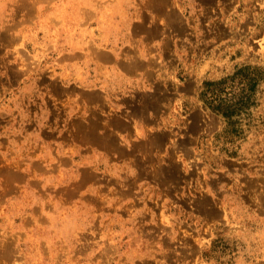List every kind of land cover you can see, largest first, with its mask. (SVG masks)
<instances>
[{
	"label": "rangeland",
	"instance_id": "374dc122",
	"mask_svg": "<svg viewBox=\"0 0 264 264\" xmlns=\"http://www.w3.org/2000/svg\"><path fill=\"white\" fill-rule=\"evenodd\" d=\"M263 36L264 0H0V264H264Z\"/></svg>",
	"mask_w": 264,
	"mask_h": 264
},
{
	"label": "bare ground",
	"instance_id": "6f19581e",
	"mask_svg": "<svg viewBox=\"0 0 264 264\" xmlns=\"http://www.w3.org/2000/svg\"><path fill=\"white\" fill-rule=\"evenodd\" d=\"M162 4H163V3H162ZM155 6H156V5H155ZM175 13H176V12H175ZM166 16H167V24L169 23V26L173 25V27H174V25L178 23V21H177V17H176L177 15H176V14L170 12V13H168ZM178 17H179V16H178ZM178 20H179V18H178ZM179 21H180V20H179ZM179 25H180V24H179ZM167 26H168V25H167ZM169 26H168V28H167L168 30L171 29ZM177 26H178V25H177ZM181 27H182V26H181ZM181 27L178 26L177 32H179V33L182 32V28H181ZM169 28H170V29H169ZM172 30H173V29H172ZM183 30H184V29H183ZM172 33H173V32H172ZM218 33H219V32H217V34H218ZM177 34H178V33H177ZM263 37H264V36H263ZM139 64H140V63H139ZM139 64H138V65H139ZM134 65L136 66L137 63L134 64ZM134 65H133V66H134ZM131 69H132V68H131ZM134 69H135V68H134ZM136 69H137V68H136ZM142 69H143V68H142ZM145 104H146V103H145ZM153 104H154V103H153ZM153 104H152V106H154ZM155 105H156V104H155ZM132 113H133V112H132ZM123 127H124V126H123ZM119 128H120V127H119ZM157 139H159V138H157ZM166 172H167V171H166ZM185 179H186V178H185ZM258 201H260V200H258ZM261 204H262V203H261ZM261 204H260V205H261ZM257 206H258V205H257ZM262 206H263V205H262ZM262 206H261V207H262ZM201 207H202V206H201ZM201 207H200V208H201ZM205 208H206V207H205ZM262 208H263V207H262ZM260 209H261V208H260ZM206 210H207V209H206ZM204 211H205V210H204ZM211 213H212V212H211ZM205 214H206V213H205ZM209 214H210V212H209ZM205 216H206V215H205ZM216 216H217V215H216ZM212 217H213V216H212ZM102 251H103V250H102ZM103 252H104V251H103ZM103 252H102V253H103ZM102 253H101V254H102ZM199 253H200V252H199ZM101 254H100V255H101ZM178 258H180V257H178ZM198 264H199V263H198Z\"/></svg>",
	"mask_w": 264,
	"mask_h": 264
}]
</instances>
